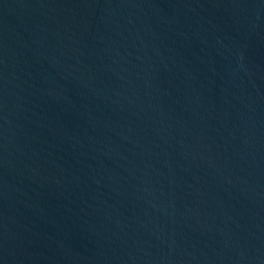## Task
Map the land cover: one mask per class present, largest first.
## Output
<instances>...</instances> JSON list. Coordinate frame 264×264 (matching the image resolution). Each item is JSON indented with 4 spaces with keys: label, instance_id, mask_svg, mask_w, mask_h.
<instances>
[{
    "label": "water",
    "instance_id": "water-1",
    "mask_svg": "<svg viewBox=\"0 0 264 264\" xmlns=\"http://www.w3.org/2000/svg\"><path fill=\"white\" fill-rule=\"evenodd\" d=\"M0 264H264V0H0Z\"/></svg>",
    "mask_w": 264,
    "mask_h": 264
}]
</instances>
